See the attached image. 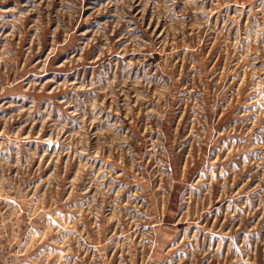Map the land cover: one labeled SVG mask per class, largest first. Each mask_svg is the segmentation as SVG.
I'll return each mask as SVG.
<instances>
[{
	"label": "rangeland",
	"instance_id": "rangeland-1",
	"mask_svg": "<svg viewBox=\"0 0 264 264\" xmlns=\"http://www.w3.org/2000/svg\"><path fill=\"white\" fill-rule=\"evenodd\" d=\"M0 264H264V0H0Z\"/></svg>",
	"mask_w": 264,
	"mask_h": 264
}]
</instances>
